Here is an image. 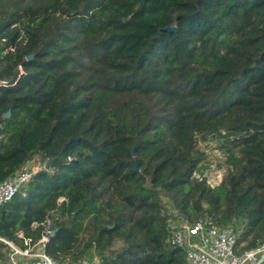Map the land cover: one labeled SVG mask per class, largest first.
Wrapping results in <instances>:
<instances>
[{"label":"trees","instance_id":"16d2710c","mask_svg":"<svg viewBox=\"0 0 264 264\" xmlns=\"http://www.w3.org/2000/svg\"><path fill=\"white\" fill-rule=\"evenodd\" d=\"M36 158L0 264L43 236L67 264H188L173 214L264 245V0H0V182Z\"/></svg>","mask_w":264,"mask_h":264},{"label":"built area","instance_id":"2783aa9c","mask_svg":"<svg viewBox=\"0 0 264 264\" xmlns=\"http://www.w3.org/2000/svg\"><path fill=\"white\" fill-rule=\"evenodd\" d=\"M47 166V162L42 163L36 158L14 176L0 182V209L29 183L35 172ZM173 215L170 242L184 250L188 264H264V245L240 254L236 252L239 235L233 225L219 227L207 218L189 223L178 215ZM50 225L51 221L47 219L46 227L49 228ZM20 237L24 235L20 234ZM48 240V236H43L33 244L31 239H25V249L6 242L14 250L10 264H67L48 255L45 250ZM101 261L98 256L92 255L73 264H100Z\"/></svg>","mask_w":264,"mask_h":264},{"label":"rangeland","instance_id":"374dc122","mask_svg":"<svg viewBox=\"0 0 264 264\" xmlns=\"http://www.w3.org/2000/svg\"><path fill=\"white\" fill-rule=\"evenodd\" d=\"M209 155V162L207 164V170L205 175L208 177L209 182L212 185H217L221 182L223 178V170L221 168L222 163L225 161L224 151L218 148V142L208 141L202 144Z\"/></svg>","mask_w":264,"mask_h":264},{"label":"water","instance_id":"95a60500","mask_svg":"<svg viewBox=\"0 0 264 264\" xmlns=\"http://www.w3.org/2000/svg\"><path fill=\"white\" fill-rule=\"evenodd\" d=\"M166 30L175 31L176 29L174 27H170V28H167ZM33 58H34V55H31V56L28 57V60H32ZM9 115H10V112L7 113V116H9ZM132 154H133V150H132ZM136 168L138 169V165L137 164H136ZM55 232H56V230L53 231V233H55Z\"/></svg>","mask_w":264,"mask_h":264}]
</instances>
